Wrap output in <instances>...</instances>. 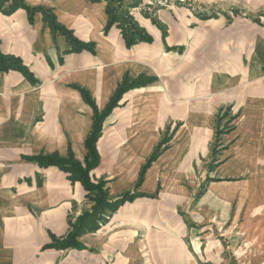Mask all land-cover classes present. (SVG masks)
I'll use <instances>...</instances> for the list:
<instances>
[{"label":"crops","instance_id":"obj_1","mask_svg":"<svg viewBox=\"0 0 264 264\" xmlns=\"http://www.w3.org/2000/svg\"><path fill=\"white\" fill-rule=\"evenodd\" d=\"M22 1L51 10L93 51H73L43 12L31 19L23 8L4 13L12 1L0 8L1 53L37 81L0 70V264H227L225 242L239 244L240 234L264 247V0L133 5L152 41L132 47L116 24L105 32L106 0ZM125 75L155 81L125 93L105 119L91 179L105 181L115 200L134 190L165 136L167 148L142 196L79 239L85 249H47L92 203L68 173L29 158L71 151L84 164L94 111L79 90L103 111ZM226 112L230 130L217 148ZM211 162L220 163L209 172Z\"/></svg>","mask_w":264,"mask_h":264},{"label":"trees","instance_id":"obj_2","mask_svg":"<svg viewBox=\"0 0 264 264\" xmlns=\"http://www.w3.org/2000/svg\"><path fill=\"white\" fill-rule=\"evenodd\" d=\"M12 1L8 9H3L6 14H12L16 10L23 8L27 10L30 18L37 12H43L44 21L51 27L53 32L63 34L72 46L73 51L90 50L93 51V45L79 42L73 34L61 26L51 10H44L42 8H29L22 0H0V8L5 2ZM108 2V24L105 32H107L115 24L121 29L123 37L128 47H132L141 42H151L152 38L147 32L141 28L134 18L130 15L128 10L122 8V0H106ZM138 1L133 5H138ZM0 70L3 72L18 71L32 83H37L33 74L23 64V62L16 57L3 55L0 51ZM155 79L146 76L133 79L129 75H125L123 81L118 86L115 95L110 103L103 111H99L93 102L90 94L85 90H79L85 102L93 108V126L89 133L85 146L87 155L84 164L78 162L71 151L66 157H61L58 154L53 155H39L29 158L30 161L36 162L41 167H58L65 173L70 175L72 181H79L85 190L88 192L87 199L92 203L91 208L79 216L74 223H70V230L68 235L63 239H54L53 243L47 246V249L68 250L77 249L83 250L85 247L81 244L79 239L86 234L97 231L101 225L109 221V218L121 206L128 202H133L135 199L142 196L137 190L141 187L144 181L147 170L159 158V156L167 148L169 138L165 136L163 140L156 147L146 164L143 166L139 180L134 187V190L127 192L115 200L109 199V191L105 181L94 182L91 179V172L99 166L100 155L97 149V143L102 135L103 123L114 108L119 105L123 95L130 90L146 87L153 83ZM228 112L223 117L218 118L219 128L222 125ZM224 125L222 129H217V145L220 137L230 130L228 124ZM216 145V146H217ZM216 153V151H215ZM202 192L199 194V196Z\"/></svg>","mask_w":264,"mask_h":264},{"label":"rangeland","instance_id":"obj_3","mask_svg":"<svg viewBox=\"0 0 264 264\" xmlns=\"http://www.w3.org/2000/svg\"><path fill=\"white\" fill-rule=\"evenodd\" d=\"M137 1L138 3H140V5L138 4V6L136 7V10L145 9L150 12V11H155L157 9H173L177 7H189L190 5L195 4V2H198L199 0H192L190 2H185V3H177L171 8H153V9H149V8L142 6L141 5L142 0H122L121 6L122 8H124V10H128V12L131 15V12H132L131 6H133V4ZM229 120L230 119H224L222 124L227 125ZM230 123L228 124V126H230ZM218 146L219 145H217V148ZM214 154L218 155L217 152ZM219 163L220 162H211L209 166V172L214 171ZM211 181H212L211 179H207L206 182H204L201 185L200 189L198 190V193L196 194L195 201L198 200L205 193L206 187ZM201 192L202 194L199 196ZM239 238H240V241H239L240 243L237 244L234 242V246H232L233 245L232 240H227L225 242V248H227V246L229 247V249H227V252H226V257L228 258L227 264H264V247L253 248L249 246L248 241H245L246 237L242 234L239 235ZM238 252H240L238 255L239 257L236 256Z\"/></svg>","mask_w":264,"mask_h":264},{"label":"built area","instance_id":"obj_4","mask_svg":"<svg viewBox=\"0 0 264 264\" xmlns=\"http://www.w3.org/2000/svg\"><path fill=\"white\" fill-rule=\"evenodd\" d=\"M192 0H142V6L153 8H171L177 3L190 2Z\"/></svg>","mask_w":264,"mask_h":264}]
</instances>
